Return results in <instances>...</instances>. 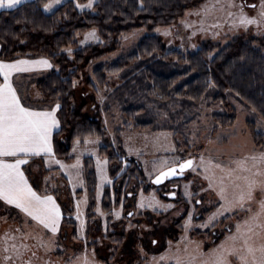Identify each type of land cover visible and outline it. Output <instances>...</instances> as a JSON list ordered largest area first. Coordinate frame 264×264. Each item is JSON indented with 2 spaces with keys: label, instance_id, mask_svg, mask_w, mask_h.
Instances as JSON below:
<instances>
[{
  "label": "trees",
  "instance_id": "obj_1",
  "mask_svg": "<svg viewBox=\"0 0 264 264\" xmlns=\"http://www.w3.org/2000/svg\"><path fill=\"white\" fill-rule=\"evenodd\" d=\"M204 1L100 0L95 5L94 12H81L76 3L85 4L88 0H74L66 2L53 13L46 14L44 4L49 0H35L0 13V60L13 62L18 59L46 58L54 66V70L48 75L31 78V81L41 93L44 104L55 105L59 102L61 105L58 110L60 128L53 135L56 158L72 161L71 149L77 140L84 142L86 138L98 139L104 143L99 148V154L107 160L112 180V184L104 188L101 205L102 211L109 216L107 239L110 247L107 257H104L100 245L92 235L94 226H101V220L95 213L98 178L94 161L90 158H84L83 169L89 196L84 240H78L75 220L69 221L73 218L63 216L61 220V232L65 233L64 224L71 225L74 241H94H86L84 251L89 250L101 264H115L119 251L125 248L129 220L138 221L151 217L150 213H134L137 210L136 199L140 194L149 196L153 189L159 187L156 194L160 200L181 202L177 194L174 200L165 194L170 190V181L156 186L147 178L138 160L125 157L122 141L124 133L173 132L176 120L185 112L198 108L208 98L212 99L213 105L226 108L228 98L233 97L264 120V36L244 33L234 37L226 46L208 41L197 51L185 54L175 50L168 51L159 36L150 34L138 42L129 55L113 63L102 62L119 49L123 36L138 29L153 33L158 29L168 28L188 10ZM91 29L98 30L100 43L76 49L72 57L63 52L67 48H77L76 36ZM91 67L94 68L96 84L101 89L109 86L112 78L119 81L112 95L109 94L120 106L122 118V123L114 130L112 140L104 124L87 112L86 101H77L78 82ZM87 84L92 88L95 86L91 77L87 79ZM171 104L180 109L175 114H170V123L160 124V112L169 111ZM231 112L232 114L216 113L213 119L223 128L230 127L237 119L236 112ZM249 130L256 146L264 150V137L257 132L254 123L249 122ZM128 161L130 165L122 172L124 163ZM81 193L82 191L78 192V195ZM47 194L57 197L54 192ZM69 209L72 212V207ZM120 209L124 216L121 221H114L113 212ZM231 217L226 216L227 219ZM179 226V222L175 223L171 230L163 233L164 237H169V233L180 235L182 230ZM118 228H121V233L116 232ZM231 231L227 226L226 233ZM203 233L207 236L210 231L206 229ZM203 233L198 231L197 234ZM226 236L219 235L214 241L211 240V245L222 242ZM165 249H159L158 253ZM84 251H75L74 258Z\"/></svg>",
  "mask_w": 264,
  "mask_h": 264
},
{
  "label": "rangeland",
  "instance_id": "obj_2",
  "mask_svg": "<svg viewBox=\"0 0 264 264\" xmlns=\"http://www.w3.org/2000/svg\"><path fill=\"white\" fill-rule=\"evenodd\" d=\"M68 1L74 0H62V4L51 12H44L51 14ZM99 1L93 0L91 9L78 8V10L81 12H94V7ZM262 2L264 0H205L188 10L181 19L168 28H161L153 33L146 29H138L132 31L129 35L123 36L120 39L119 49L103 59L102 62L113 63L129 55L134 46L150 34L159 36L168 51L175 50L185 54L197 51L208 41L226 46L234 37L244 33L264 36V22L259 27L256 24L249 25L247 29L233 27V21L239 15L241 8L247 17L258 21L261 20L259 13ZM229 13H232V15H229ZM93 30L96 38L85 40V35ZM165 32L168 34L165 35ZM75 40L77 48H70L71 54L67 51L69 48L63 51L69 57L73 56L76 49H84L101 42L99 32L96 29L77 35ZM93 70L94 68L92 67L88 71L86 70V74H83L78 82L76 89L77 101L79 103L86 101L87 112L91 117L100 120L104 124L112 140L114 130L122 123V118L120 106L109 94L112 95L119 81L112 78L109 86L101 89L93 77ZM89 77L92 78L95 84L94 88L87 84ZM17 88L26 104H32L42 99L41 93L30 83H20ZM179 109V106L171 104L169 111L160 112L158 116L159 123H170V114H175ZM231 110L236 112L237 119L234 125L223 128L214 121L213 116L216 113L232 114ZM249 122L254 123L257 132L264 137V120L253 110H247L233 97L228 98V107L226 108L213 105L212 99L208 98L198 108L185 112L176 120L174 123L176 129L173 132L131 131L124 133L122 141L125 157L138 160L150 181L155 179L162 167L166 170L173 162H182L186 159L194 160L195 171L192 169L188 170L184 179H178L175 182L179 187L177 196L181 202L160 200L156 194V190L159 187L153 189V193L149 196L143 194L138 196L135 215L143 213L152 215H149L151 217L148 219L145 217L138 221L129 220L126 228L127 241L125 242V248L119 251L115 264H128L130 262L136 264H174V261H158V259H154L159 258L165 252H168L170 256H179L185 264H188L189 261L191 264H201L207 258L204 254L209 253L213 248L221 244L219 242L211 245V240L214 241L219 235L220 237L227 235L223 240L225 241L227 237L236 233V225L238 223L243 225L244 221L257 210V200L261 198L259 191L255 193V199L250 204L245 205V208L251 207L252 212L243 211L237 207L217 216L211 223H209V217L216 213L220 205L224 203V200H221L217 194L221 187L225 189L224 196L226 200L232 201L239 192L235 184H242V181L235 180L236 176L251 175L252 172L256 171V167L264 171V165L253 167L254 162L250 159L253 155L264 153V150L254 143L249 130ZM96 140V143L89 144L80 142L77 145L76 142L73 143L70 154L72 161L61 160L67 165H72L76 162L77 157L80 159L79 176L75 175L76 170L69 169V171L73 172L71 182H69V176L66 172L61 170L56 164L50 163L46 166L45 164L42 165L40 161L32 160L31 158L28 164L24 166L29 180L34 189L38 191V194H45V190H47L46 193L54 192L57 195L56 201L61 208L62 217L73 218L69 220L71 222L75 220L79 237L77 239L81 240L85 236L88 222L87 208L89 205V196L83 176L84 158H90L94 161L98 178L95 213L101 220V226L95 225L92 235L100 245L104 257H107L108 248L110 247L107 239L109 236L107 231L109 216L102 211L101 205L104 188L111 185L112 180L108 171L109 164L108 162L103 163L107 160L99 154V148L104 143L101 140ZM74 147H76L75 152L73 151ZM125 157L124 159H126ZM201 157L204 158L205 166L208 169L207 172L200 167ZM246 157L249 158L247 167L251 171L242 172L237 170L230 178L226 174V170L228 168L235 169L236 164L234 161L244 160ZM98 160L102 164V171L99 173L97 172ZM209 161L211 162L210 164ZM217 164L221 167H215ZM128 165H130L129 161L124 163L122 172L125 171L124 169ZM222 169L224 170L222 171ZM205 176L211 179L212 187H209V179H205ZM257 179H264V176L257 177ZM80 191L82 193L78 195ZM153 198L159 201L160 205H172V207H150L149 203ZM141 203H143V207L140 206ZM70 207H72V212L69 209ZM116 213H119V216ZM189 215L191 216V225L186 231L185 223ZM227 215L232 217L227 219ZM123 216L124 213L121 209L113 212L114 221H121ZM178 222L182 233L180 235L169 233V237L166 235L164 237L163 233L168 232L169 229L171 230L172 226ZM205 224L207 226H202ZM64 225L65 233L61 232L62 226L60 222L59 231L53 236L50 232L43 229L42 226L37 225L33 221L31 222L30 218H26L19 210L5 207L0 203V264H84L85 258L88 264H101L89 250L84 251L86 241L92 242L93 240L74 241L71 235L72 226ZM227 226L232 229L229 233H226ZM206 229L210 231L207 236L203 233ZM120 231L121 228H118L116 232L121 233ZM198 231L203 234H197ZM25 233H30L31 235L25 238ZM255 233H261V230L254 229L250 242L257 246L260 243H264V233L260 235ZM39 238H42L44 245L47 246H42ZM165 241L166 244H164ZM169 242H171V245H169ZM13 244L18 248L21 244L28 246L27 249L20 248L22 254L20 258H17L16 253L13 251ZM164 247L166 248L165 251L158 253V250ZM5 248L8 251H5ZM77 250H83L84 252L74 258V252ZM8 257H11V259H8ZM229 260L231 264H239L235 257H229Z\"/></svg>",
  "mask_w": 264,
  "mask_h": 264
},
{
  "label": "snow or ice",
  "instance_id": "obj_3",
  "mask_svg": "<svg viewBox=\"0 0 264 264\" xmlns=\"http://www.w3.org/2000/svg\"><path fill=\"white\" fill-rule=\"evenodd\" d=\"M23 2L24 0H0V9H14ZM61 4L62 0H49L48 3L44 4V11L51 12ZM76 7L91 9L93 7V0H88V3L84 5L77 3ZM229 15H232V13H229ZM259 16L261 17L259 21L249 18L241 8L239 15L233 21V27L247 29L252 24H256L259 27L264 22V2L261 4ZM167 34L165 32V35ZM90 38H96L94 30L87 33L84 37L85 40ZM67 51L71 54L70 48ZM52 67L53 65L49 60L43 58L39 60L18 59L14 62L0 61V77H2V82H0V201L19 209L26 218H30L31 221L42 226L43 229L55 236L59 231L62 218L61 208L52 195L46 194L47 190H45V194H38V191L34 190L33 186L29 183V177L25 174L26 170L22 169V165L28 164L29 159L33 157H42L46 166L50 163L56 164L61 170H64L69 176V182H71L73 172L69 171V169L76 170L75 175L79 176L80 159L77 157L76 162L72 165H67L61 160L56 159L53 148V133L54 130L59 128L60 124L56 115L61 107L60 103L56 102L50 108L36 110L23 102L24 98L18 94L17 87L13 83L14 74L31 72L38 69H50ZM96 142L97 140L88 138L84 140L85 144ZM79 143V140H77L76 144L79 145ZM73 151H76V147L73 148ZM248 159L246 157L244 160L234 161L236 168H228L226 174L231 178L232 174L237 170L250 172L251 170L247 167ZM250 159L254 162L253 167L264 165V153L253 155ZM200 161V167L204 168L205 172H207L208 169L205 166L204 158L201 157ZM103 163H107V161ZM215 167L219 168L221 166L217 164ZM187 169L195 171L193 159L173 162L166 170L163 167L161 168L153 183L161 184L170 177L183 175ZM101 171L102 164L98 160L97 172ZM261 176H264V171H261L259 167H256V171L252 172L251 175L236 176L235 180L242 181V184H235L239 192L232 201L226 200L224 196L225 189L223 187L220 188L217 194L221 200H224V203L220 205L216 213H213L209 217V223L217 216L237 207L240 210L252 212L251 207L245 208V205L250 204L255 199L257 191L261 193V198L257 200V210L244 221L243 225L239 223L236 225L235 234L227 237L225 241L221 242L209 253L204 254L207 258L201 264H231L229 257H235L239 261V264H264V243H260L257 246L250 242L254 229H260L261 233H264V179H257V177ZM205 179H209V177L205 176ZM209 187H212L211 179H209ZM168 195L175 196V193H169ZM140 206L143 207V203ZM149 206L153 208L172 207V205H160L159 201H156L155 198L149 203ZM116 215L119 216V213H116ZM129 215L132 214L129 213ZM190 225L191 216L189 215L185 223L186 231ZM202 226H207V224ZM261 233L255 234L260 235ZM30 235V233H25V238H28ZM39 239L42 246H47L44 245L42 238ZM169 245H171V242H169ZM27 247L26 244H21L19 248L15 244L12 245L17 258H20L22 255L20 248L27 249ZM5 251H8V249L5 248ZM8 259H11V257H8ZM154 259H158V261H174V264H185L179 256H170L168 252ZM84 264H88L86 258ZM188 264H191V262L189 261Z\"/></svg>",
  "mask_w": 264,
  "mask_h": 264
},
{
  "label": "crops",
  "instance_id": "obj_4",
  "mask_svg": "<svg viewBox=\"0 0 264 264\" xmlns=\"http://www.w3.org/2000/svg\"><path fill=\"white\" fill-rule=\"evenodd\" d=\"M33 1H35V0H24V2L21 3V4H19V5H17V7L21 6L22 4L29 3V2H33ZM17 7H16V8H17ZM16 8H14V9H16ZM14 9H8V10L0 9V13L5 12V11H11V10H14ZM39 59H42V58H37V59H25V60H39ZM43 59H46V58H43ZM47 60H48V59H47ZM0 61H2V60H0ZM4 62H6V61H4ZM13 62H14V61H13ZM49 62L51 63V61H49ZM51 64H52V63H51ZM52 70H54V66H53L52 68H50V69H38V70H33V71H31V72L14 74V76H13V83H14V86H15V87H18V84H20V83H30V84L34 85V84L32 83V81H31V78H42V77L48 75ZM0 82H2V77H0ZM17 90H18V88H17ZM18 94L20 95L19 90H18ZM20 96H21V95H20ZM23 102L26 103L24 100H23ZM27 105H29V106L35 108L36 110L45 109V108H50V107L54 106V105H47V104H44V103H43V97H42L41 100H37V101H35L34 103H32V104H27ZM56 115H57V118H58V111H57ZM58 120H59V119H58ZM59 128H60V124H59ZM59 128L56 129V130H54V133L57 132V131H59ZM54 133H53V135H54ZM32 160H38V161L41 162L42 165H44V162H43V158H42V157H33ZM22 169L25 170V166H24V165H22ZM25 174H26V176H28V174L26 173V171H25ZM29 183L32 185V183H31L30 180H29ZM32 186H33V185H32ZM33 188H34V187H33ZM34 190H35V189H34ZM46 194H47V193H46ZM48 195H51V194H48ZM54 199L56 200L55 197H54ZM0 203L3 204L5 207L15 208L14 206H12V205H8V204L4 203L3 201H0ZM15 209H16V208H15ZM16 210H19V209H16ZM30 221H31V219H30ZM31 222H32V221H31Z\"/></svg>",
  "mask_w": 264,
  "mask_h": 264
},
{
  "label": "water",
  "instance_id": "obj_5",
  "mask_svg": "<svg viewBox=\"0 0 264 264\" xmlns=\"http://www.w3.org/2000/svg\"><path fill=\"white\" fill-rule=\"evenodd\" d=\"M188 170H190V169H187L185 172H184V174L183 175H177V176H173V177H170L169 179H166L163 183H161V184H156V183H154L156 186H161V185H163L164 183H166L167 181H170V180H173V179H182V178H184L185 177V174H186V172L188 171ZM153 181H154V179H153ZM169 198L170 199H175L176 198V194H175V196H170L169 195Z\"/></svg>",
  "mask_w": 264,
  "mask_h": 264
},
{
  "label": "flooded vegetation",
  "instance_id": "obj_6",
  "mask_svg": "<svg viewBox=\"0 0 264 264\" xmlns=\"http://www.w3.org/2000/svg\"><path fill=\"white\" fill-rule=\"evenodd\" d=\"M176 181H178V180H176V179H173V180H170V182L172 183V184H170V190L168 191V192H165V194H169V193H172V192H175L176 194H177V189H178V186H177V184L175 183Z\"/></svg>",
  "mask_w": 264,
  "mask_h": 264
}]
</instances>
